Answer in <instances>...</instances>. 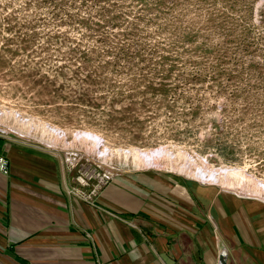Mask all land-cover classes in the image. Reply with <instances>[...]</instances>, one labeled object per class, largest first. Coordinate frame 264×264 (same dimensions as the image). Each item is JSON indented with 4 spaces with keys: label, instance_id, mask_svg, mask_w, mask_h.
I'll return each instance as SVG.
<instances>
[{
    "label": "rangeland",
    "instance_id": "rangeland-1",
    "mask_svg": "<svg viewBox=\"0 0 264 264\" xmlns=\"http://www.w3.org/2000/svg\"><path fill=\"white\" fill-rule=\"evenodd\" d=\"M0 109L264 184V0H0ZM79 154L90 196L93 177L144 169Z\"/></svg>",
    "mask_w": 264,
    "mask_h": 264
},
{
    "label": "crops",
    "instance_id": "crops-1",
    "mask_svg": "<svg viewBox=\"0 0 264 264\" xmlns=\"http://www.w3.org/2000/svg\"><path fill=\"white\" fill-rule=\"evenodd\" d=\"M63 153L0 129V264H264V203L146 168L93 177L85 199Z\"/></svg>",
    "mask_w": 264,
    "mask_h": 264
},
{
    "label": "bare ground",
    "instance_id": "bare-ground-1",
    "mask_svg": "<svg viewBox=\"0 0 264 264\" xmlns=\"http://www.w3.org/2000/svg\"><path fill=\"white\" fill-rule=\"evenodd\" d=\"M8 116H12L13 121L11 124L6 123L3 126V118H7ZM7 128L15 130L20 134L32 136L53 148L62 149L63 152H66V157L72 162L78 159L79 152L81 151L86 155L97 158L101 163H108L112 158H116L122 165L126 166L130 164L134 168H147L151 166L167 167L204 183L220 184L230 190H235L240 195L264 197V184L242 170L223 168L222 172H216L214 169L207 168L204 165L193 164V161L190 162L191 160L180 163L177 160L168 158L167 161H163L165 160L163 159L165 152L162 149L158 150L155 154H150L147 151L141 152L140 149L135 148H112L104 144L98 134L87 131L76 132L68 140L64 132L58 128L25 119L15 111L0 109V129L5 131ZM179 153L183 152L180 151Z\"/></svg>",
    "mask_w": 264,
    "mask_h": 264
},
{
    "label": "built area",
    "instance_id": "built-area-1",
    "mask_svg": "<svg viewBox=\"0 0 264 264\" xmlns=\"http://www.w3.org/2000/svg\"><path fill=\"white\" fill-rule=\"evenodd\" d=\"M81 157H82V155L80 154L78 156L77 161L72 162L70 159H68L66 157L65 153L63 154V160H64L65 164L68 166L74 165V163H78L79 160H81ZM8 166H9L8 165V159L4 155L0 154V172L7 173L8 172ZM109 176H110V174L107 175V177H109ZM80 179H81V180H79L80 185L86 186L87 183L85 182V180L82 178H80ZM70 192H72L74 195H77V196H86V197L90 196V194H91V193L87 194V193L83 192L82 189H80L79 187H71Z\"/></svg>",
    "mask_w": 264,
    "mask_h": 264
},
{
    "label": "water",
    "instance_id": "water-1",
    "mask_svg": "<svg viewBox=\"0 0 264 264\" xmlns=\"http://www.w3.org/2000/svg\"><path fill=\"white\" fill-rule=\"evenodd\" d=\"M226 259H227V251L226 249H222L218 255L217 264H226Z\"/></svg>",
    "mask_w": 264,
    "mask_h": 264
}]
</instances>
